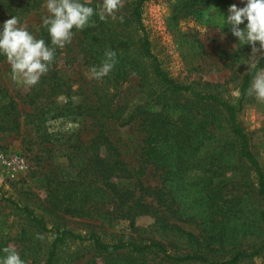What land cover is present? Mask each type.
Wrapping results in <instances>:
<instances>
[{"label": "trees", "instance_id": "obj_1", "mask_svg": "<svg viewBox=\"0 0 264 264\" xmlns=\"http://www.w3.org/2000/svg\"><path fill=\"white\" fill-rule=\"evenodd\" d=\"M146 1L129 3L127 22L132 23L135 32L131 33L132 41L110 30L105 19L85 26L82 33L90 67L102 63L106 50L116 53L114 67L107 75L96 78L93 85L96 116L101 113L98 117H112L120 124L131 121L133 116L120 121L119 110L113 108L116 90L129 76H138L143 95L152 97V107H136L139 125L145 131L140 157L160 169L161 184H143L139 179L142 166L130 167L103 128L88 141L76 136L63 149L75 172L70 176L56 169L43 173L42 207L53 217L100 218L110 224L126 220L129 238L108 241L94 229L77 233L4 197L22 212L34 232L20 228L12 245L0 239V255L5 254V247H14L27 264H56L57 248L65 239L88 242L95 251V256L83 264H241L242 260L264 253V167L251 149L250 138L238 118V107L217 92L221 83L206 82L208 90L197 89L177 81L163 68L143 22ZM227 3L228 0H178L177 8L185 15H197L207 6ZM39 4L40 0H0V9L20 19ZM40 29L39 38L56 49L35 93L49 104L65 90L59 69L55 68L57 46L52 45L47 26ZM5 57L0 53V60ZM258 60L259 64L251 66L242 77L240 100L246 97L253 76L263 66L264 56ZM9 106L14 107L12 102ZM220 125L231 132L232 140L227 144L233 147L232 153L241 166L237 170L240 175L228 181L221 178L231 170L228 159H223L225 148L208 151ZM176 193L189 198L195 214L183 220L195 221L197 228H187L173 220L177 212L171 204ZM256 199L259 208L253 206ZM140 216L150 221L139 224ZM233 222L238 229L229 235L227 226ZM46 232L55 236L44 248L41 240ZM249 234L255 236V241L242 246L241 236ZM232 237L239 240L233 242Z\"/></svg>", "mask_w": 264, "mask_h": 264}, {"label": "rangeland", "instance_id": "obj_2", "mask_svg": "<svg viewBox=\"0 0 264 264\" xmlns=\"http://www.w3.org/2000/svg\"><path fill=\"white\" fill-rule=\"evenodd\" d=\"M131 1L121 0V7L116 10L115 18H103L110 30L115 29L120 38L128 41L133 40L131 33L135 35L134 26L127 22ZM90 2L97 12L102 10L100 6L103 0ZM232 3L243 6L244 0H228V3L222 6H207L197 15H185L177 8L178 0H147L142 7L143 22L149 33L152 50L160 59L163 68L177 81L189 83L202 90L209 89L205 85L206 82L222 84L217 92L237 105L238 118L250 138L251 149L264 167V100L250 94L249 90L244 99L239 98V84L246 71L254 65L252 58L255 53H252L250 44H241L238 41L230 32L229 25L223 26L221 23L223 14H228V7ZM47 15L50 13L46 8V0H40L37 8L19 20L39 38L40 28L44 25L43 17ZM10 17L0 9V23ZM101 19L99 14L94 13L88 25ZM240 27H243V24ZM82 29L74 27L71 41L63 47L57 46L59 58L55 68L59 69L65 92L54 96L53 102L49 104L42 102L41 98L35 95L40 87L39 81L34 85L17 82L13 79L7 57L0 60V239L9 241L10 245L18 238L20 228L24 227L30 234L34 232V228L28 225L22 212L4 197L10 198L20 206H29L35 213L43 214L49 222L64 225L77 233L85 234L94 229L108 241L129 238L130 230L126 220H116L110 224L100 218L68 215L53 217L42 207L43 173L56 169L70 176L75 172L68 165L63 149L67 142L76 136L88 141L99 128H103L130 167L136 169L142 166L139 179L143 184H161L160 169L150 162H144L140 157L145 131L139 125L136 107H152V97L143 95L138 87V76H129L116 90L113 108L119 110L120 121L124 122L125 116H133L131 121L120 124L112 117H98L101 113L96 116L94 107L97 103L93 92L96 78L91 76L90 66L86 63ZM256 44V55L259 59L264 56V49L259 48V41ZM151 93L152 91L149 95ZM32 100H35L36 104ZM10 102L14 107L9 106ZM6 112L7 116L4 117ZM3 125L7 127L1 129ZM215 132H218L217 137L209 145L208 151L211 153L216 148H220V151L225 148L223 159H228L227 164L231 166V170L221 178L228 181L240 175L237 170L241 166L232 153L233 147L231 149L227 144L232 140L227 126L220 125ZM13 156L23 158V166L9 168L4 163L3 158ZM175 196L171 206L177 213L173 220L187 228H197L195 221L183 220L195 214V208L188 203L189 198L179 193ZM254 202L253 206L259 208L257 199ZM149 221L147 216L137 218L139 224H147ZM227 229L231 235L233 229L238 227L233 222ZM54 236L52 232L43 234L41 241L44 248L51 243ZM254 238L251 234L245 238L241 236L242 246L253 243ZM231 240L234 242L239 239L232 237ZM94 252L88 242L65 239L57 248L56 264H65L69 260H73V264H83L95 256ZM241 264H264V253L242 260Z\"/></svg>", "mask_w": 264, "mask_h": 264}, {"label": "clouds", "instance_id": "obj_3", "mask_svg": "<svg viewBox=\"0 0 264 264\" xmlns=\"http://www.w3.org/2000/svg\"><path fill=\"white\" fill-rule=\"evenodd\" d=\"M121 7V0H103L99 12L90 0H46L50 15L43 17V24L51 37L52 45L63 47L71 41L73 28L82 29L90 22L94 13L106 18H115L116 10ZM246 21V22H245ZM222 25H229L230 32L241 44L247 42L252 46L253 64H259L256 55L259 48L264 49V0H244L243 6L232 3L228 14H223ZM243 24V27L240 25ZM55 47L49 46L45 39L36 37L18 17L11 16L0 23V53H3L12 68L13 79L28 85L36 84L41 75L49 70L54 59ZM264 54V53H262ZM116 63L114 50L105 51V59L97 66L90 67L92 77L107 75ZM249 93L264 100V67L253 76ZM0 255V264H27L14 247H5Z\"/></svg>", "mask_w": 264, "mask_h": 264}, {"label": "built area", "instance_id": "obj_4", "mask_svg": "<svg viewBox=\"0 0 264 264\" xmlns=\"http://www.w3.org/2000/svg\"><path fill=\"white\" fill-rule=\"evenodd\" d=\"M3 161L9 168H12V167L15 168V166H23L24 164V159L20 158L19 156L3 158Z\"/></svg>", "mask_w": 264, "mask_h": 264}]
</instances>
